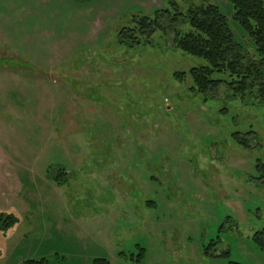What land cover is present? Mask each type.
<instances>
[{
  "label": "rangeland",
  "instance_id": "1",
  "mask_svg": "<svg viewBox=\"0 0 264 264\" xmlns=\"http://www.w3.org/2000/svg\"><path fill=\"white\" fill-rule=\"evenodd\" d=\"M208 3L250 51L230 0H0V264H264V106L174 42Z\"/></svg>",
  "mask_w": 264,
  "mask_h": 264
},
{
  "label": "trees",
  "instance_id": "2",
  "mask_svg": "<svg viewBox=\"0 0 264 264\" xmlns=\"http://www.w3.org/2000/svg\"><path fill=\"white\" fill-rule=\"evenodd\" d=\"M233 19L251 42L250 51L234 39L227 17L214 3L189 10L187 21L191 31L177 35L175 45L205 63L192 67L189 75L197 92L207 93L223 82L234 95H252L264 106V0H230ZM144 26V22H142ZM224 74L227 78H213ZM241 143H246L245 141ZM17 222L13 214H1L0 226L7 229ZM255 239L263 245L264 229L256 232ZM26 264H48L45 259ZM94 264H108L97 259Z\"/></svg>",
  "mask_w": 264,
  "mask_h": 264
}]
</instances>
